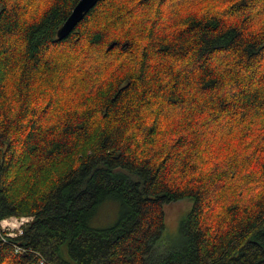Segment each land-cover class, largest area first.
<instances>
[{"label": "trees", "instance_id": "16d2710c", "mask_svg": "<svg viewBox=\"0 0 264 264\" xmlns=\"http://www.w3.org/2000/svg\"><path fill=\"white\" fill-rule=\"evenodd\" d=\"M76 2L0 0V264H264V0Z\"/></svg>", "mask_w": 264, "mask_h": 264}, {"label": "rangeland", "instance_id": "374dc122", "mask_svg": "<svg viewBox=\"0 0 264 264\" xmlns=\"http://www.w3.org/2000/svg\"><path fill=\"white\" fill-rule=\"evenodd\" d=\"M65 53H67V51ZM79 53H82V48ZM78 55H76L75 57H77ZM262 68L264 70V62L262 64ZM103 206L104 207L102 208L99 217L96 220L98 225H106L110 223L116 217V214L118 212V203L114 200L106 201ZM190 206L191 200L189 198H181L169 201L163 205L167 231H176L181 216L186 210H188ZM172 236L175 237L176 235Z\"/></svg>", "mask_w": 264, "mask_h": 264}, {"label": "built area", "instance_id": "2783aa9c", "mask_svg": "<svg viewBox=\"0 0 264 264\" xmlns=\"http://www.w3.org/2000/svg\"><path fill=\"white\" fill-rule=\"evenodd\" d=\"M32 219L33 215L29 214L11 215L0 219V239L7 242V238L21 235ZM15 250L21 251L24 248L15 244Z\"/></svg>", "mask_w": 264, "mask_h": 264}, {"label": "water", "instance_id": "95a60500", "mask_svg": "<svg viewBox=\"0 0 264 264\" xmlns=\"http://www.w3.org/2000/svg\"><path fill=\"white\" fill-rule=\"evenodd\" d=\"M97 1L98 0H77L70 13L58 27L57 36H65ZM112 45L113 43H111L108 47H111Z\"/></svg>", "mask_w": 264, "mask_h": 264}]
</instances>
